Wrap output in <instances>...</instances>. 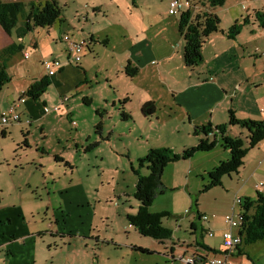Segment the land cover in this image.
I'll use <instances>...</instances> for the list:
<instances>
[{"label":"crops","instance_id":"crops-1","mask_svg":"<svg viewBox=\"0 0 264 264\" xmlns=\"http://www.w3.org/2000/svg\"><path fill=\"white\" fill-rule=\"evenodd\" d=\"M33 1L35 0H28L27 5ZM0 2L23 3L20 0H0ZM90 5V7H87L89 10L84 12L83 19L85 23L82 26L77 28L66 25V22L61 23L62 34L72 32L79 40L87 41V47L81 62L79 64L68 63L67 57L65 58V55L61 54V48L56 46L53 56L58 57L64 63L63 68L49 78V87L55 89L56 98H53L54 101L49 102L46 99V92L37 100L26 97L25 103L19 106L18 111L21 114V120H30L31 124L0 128L1 138H7V134L8 137H13V133L20 130L19 140L16 141L23 139L26 149H31L34 146L35 156L40 157L45 154V148L41 143H45L46 140V126L50 123L48 116L54 113L55 116H65L71 121L75 117L73 108L76 99L74 98L80 97H83V102L90 106L96 103L94 107L96 111L102 110L99 116L102 122L105 120V116L110 115L112 112L117 120L121 119V121L130 122L132 125L136 121L149 125L152 124L153 119L160 124L166 118L170 119L173 125L170 126L167 132H162V139H169L171 142L166 144L163 140L153 145L148 140V143L146 142L140 149L144 153H147L151 148L160 147L170 148L174 152L180 153L188 147L197 145L199 140H210L208 136L198 135L194 137L195 135L193 136L189 129L192 128L191 126L204 127L207 123L211 126L224 125L226 118L228 120V111H232L238 120L264 122V63L261 61L260 56L257 57L253 53H250L249 57L246 55L248 54L246 48L248 42L256 43L258 36H260L257 30L261 32L259 25L256 24L258 22L256 13L259 12L256 6L257 0H227L224 6L213 11L219 18L220 31L211 34L206 39L201 50L202 62L192 69H188L184 65L182 57L183 41L178 33V18L172 19L169 17V15L171 16L169 6L167 12L161 15L157 8L148 9L145 6L144 8L140 7L139 4L136 7L134 5V9L141 8L139 10L147 13V15L150 14L149 10H152L154 17H148L145 21H140L130 31L121 29V32H116L119 34L120 42L115 47H111V36L102 34L101 30L97 28V25L104 20L100 17V7L94 3ZM26 8L19 16L17 25L10 34L0 27V63L5 65L7 73L11 69L12 55L7 58L2 53L8 47L16 45L12 36L13 38L15 36L14 40L20 42L18 46L23 49L22 42L25 39L18 36V31L22 28L23 19L28 14ZM90 10L92 11L91 14L89 13ZM78 21L80 22V20ZM59 22H62V20ZM234 24L241 25L240 32L233 39H229L226 32L230 28L229 26ZM88 25L90 27L86 30ZM247 28H249L247 39L243 40ZM76 29L77 33H75ZM107 30L110 31V29L105 31ZM101 46L104 49V56L107 53L117 56L110 57L111 69L104 70L100 66ZM32 47L35 48L36 44L33 43ZM255 50H258V47L255 46ZM25 55L27 54H24L23 58ZM251 56H253L252 61ZM261 56H264V54ZM42 61H40V65ZM126 67H128V71L134 73L132 77L126 74ZM40 71L39 76L35 74L29 76L22 87L10 88L7 86L1 90L0 113L12 103L17 102L33 82L46 76L43 67ZM102 80L104 81L103 84L107 83L108 87L103 86V90L99 94L96 89ZM237 87H239V90L236 89ZM220 90L223 91V95L220 94ZM96 95H99V97ZM209 96L217 97V101H213L209 105ZM63 98L66 100L61 103ZM148 102L154 104L155 112L151 117L146 118L141 112V107ZM56 105L57 107L60 105L58 110L52 111V108ZM44 107L48 108L50 112L44 114ZM122 114L126 116L125 119L121 117ZM217 118H220L218 120L219 124L216 122ZM185 121H187L189 128L186 131H184ZM236 128L235 126L229 127L227 133L232 132L231 137H244L245 132L240 133V130ZM34 129L39 131L42 139L41 143L33 136ZM119 134L122 135V133ZM128 134H132V129L128 131ZM30 137L34 139L32 145L30 144ZM143 138L144 136L141 137V142L144 140ZM179 142L183 143L182 148L177 147ZM253 150H256V157L259 153L264 154V140ZM251 154L253 155V153ZM10 157L12 158L10 163L15 165L13 168L6 160L9 157L6 156L2 160L7 164L5 171L9 180L5 185L0 186V264H81L78 256L79 248L84 250V254L91 251L93 253L92 258H95V264H99V261L101 264L103 243H100L99 237H96L90 230L89 220L85 214L80 213L77 216L79 219L76 220L77 224L82 225V229L72 231L64 229L63 231L60 226L57 230H48L45 223L43 221L39 222L37 218L39 211V204L37 203L40 201L34 198L35 192L33 193V189L42 186L48 196L46 201H49V196L52 193L51 189H55L56 193L67 192V195L70 194L71 189H77L79 186L58 187V184L53 183L49 187L48 179L52 176L50 174L48 177L45 176L43 166L40 168L35 166L32 169L33 166L28 161L26 166L23 167L21 155L15 157L11 155ZM39 159L38 165L42 163V158ZM32 162L34 163L35 160ZM263 162L264 158L252 172V178L256 179ZM25 171L28 172V175L25 180H22L21 177ZM38 175H40V178L37 177ZM257 179H260V177H257ZM261 179L264 181V178ZM222 185H224L223 179ZM253 188H255V184ZM243 189L244 187L241 188L243 195L241 197L250 198ZM62 200L63 203L67 200L70 202V195ZM84 200L79 190L71 198V201L74 202ZM51 210L52 218L56 219V222H60L62 217L60 212L62 211L58 212L53 208ZM201 215L200 210L197 209L196 220L190 222L193 238L191 242L172 243L168 247V253L166 254L169 255L172 262L176 261L179 256L208 258L223 252L221 235L226 229L224 220L222 221L223 226L205 225L202 229L204 236L201 235L200 240H198L195 222L199 220L202 224ZM61 219L68 222L65 218ZM207 220L208 224L209 218ZM48 227L51 228L52 224L49 223ZM208 232L213 234L212 237L207 235ZM91 243H95L98 252H93L94 250L89 246L92 245ZM159 243L162 244L164 241ZM61 244L65 247V250L60 247ZM127 246L131 247V244ZM238 249L241 250V253ZM238 249L234 253L236 262L240 264H257L251 262L248 256H245L244 244ZM165 250H167L166 247ZM72 253H74L75 258L70 256ZM90 264H92V259Z\"/></svg>","mask_w":264,"mask_h":264},{"label":"rangeland","instance_id":"rangeland-1","mask_svg":"<svg viewBox=\"0 0 264 264\" xmlns=\"http://www.w3.org/2000/svg\"><path fill=\"white\" fill-rule=\"evenodd\" d=\"M20 1L26 4L25 7L28 10V0ZM46 1L48 0H38L35 3L43 6ZM56 1L61 10L62 22H56L50 27L38 28L23 37L25 39L22 42L23 49L12 54L11 69L8 71L10 82L5 84L3 88L7 86L10 88L22 87L29 76L34 74L39 76L40 69L43 67L40 65L41 60L62 61L58 57L53 56V51L56 49V46L61 48V54L65 55L66 58V44L61 40L63 34L66 33L73 40H79V38L72 32L62 34L63 29L61 28V23L66 22V25L77 28L82 26L85 23L83 19L84 12L89 10L87 7H90L91 3L97 4L100 7V17H102L101 19L104 18V20L101 21V24L97 25V28L101 30L102 34H109L111 36V47H115L120 42L119 34L116 32H121V29L130 31L140 21H145L148 17H154L152 10H149L150 14L147 15V13L139 10L141 8L134 9V5L136 7L139 4L140 7L144 8L145 6L148 9L157 8L161 15H164L168 9V0ZM256 6L257 10L264 17V0H257ZM89 13L91 14L92 11L90 10ZM169 17L179 19V15H169ZM257 21L255 23L261 29V32L257 30L260 36H258L256 43L252 41L248 42L246 46L248 54L246 55L249 57V54L253 53L257 57L260 56L261 61L264 63V56H261L264 54L262 53L264 52V27L261 26L259 20ZM89 27L90 25L86 27V30ZM106 29H110V31H105ZM248 29L244 32L243 40L247 39ZM75 33H77V29ZM14 38L12 36L15 44L19 45L20 42L15 41ZM33 43L36 44L35 48L32 47ZM255 46L258 47V50H255ZM101 47L100 66L104 70L107 68L111 69L110 57L117 56L111 55L110 53L104 56L103 46ZM24 54H27L28 57L23 58ZM252 57L251 61L253 60ZM103 82L102 80L96 89V92L99 94L103 90V86L108 87L107 83L103 84ZM220 94L223 95L222 90H220ZM56 96L55 89L49 87L46 91V99L52 102ZM96 96L99 97V95ZM208 98L209 105L213 101H217V97L209 96ZM74 99H76L73 108L75 117L71 121L65 116H55L56 114L54 113L48 116L50 123L46 126L45 143H41L42 139L39 131L37 129L33 130V136L45 148V154L40 156L42 158L40 165L37 163L40 157L35 156L34 146L31 147L32 150L26 149L23 139L16 141L19 140L20 130L13 133V137H8V134L7 138L0 137V186L5 185L9 180V177L7 178V172L5 171L7 164L2 161L3 158L6 156L7 158L9 157L6 160L9 161L12 168L15 166L10 163L12 161L11 155L14 157L21 155L23 167L26 166L28 161L31 162L32 169L35 166L36 168L43 166L45 176L48 177L49 174L52 176L48 179L49 187L53 183L58 184V187L79 186L77 189H71L70 194L67 195V192L56 193L55 189H51L52 193L49 196V201H46L48 196L45 194L46 190L42 186L33 189V193L35 192L34 198L40 201L37 203L39 204L37 218L39 222L43 221L45 223L48 230H57L58 226H60L61 230L72 231L82 229V225L77 224L76 220L79 219L77 216L80 213L85 214L89 220L90 230L96 237H99L100 243H103L100 259L101 264H184L179 259L172 262L166 253H168V247L172 243L181 244L183 241H192L190 222L196 220L195 215L197 209L200 210L202 216L209 218L210 223L207 224L208 220L202 221V224L199 220L195 222L197 225L196 237L200 240V236H204L202 229L205 225L213 226V224H216L223 226L222 221L225 218L224 215L230 214L234 196H243L241 193L242 187H244L243 191L251 199H254L256 196L257 190L255 191V188H253L254 184L261 183L262 190L264 189V181L261 179L264 178V162L260 166L257 176L260 179H257V177L256 179L252 178V172H254L264 158V154L262 153H259L256 157V150H253L254 148L249 149L242 159V166L238 174H231L230 177H222L224 185H222L221 179L220 185L207 190L204 189L206 184L209 183L208 174L220 163L225 162L229 158L228 151L223 148L221 142L217 141L211 150L196 153L188 160L170 163L164 168L161 178L162 193L156 195L149 211L155 214L162 212L169 214L168 217L162 219V224L172 231V238L161 244L150 238L143 237L134 231L126 217L128 214H135L137 210V202L133 198L137 179L134 172L137 170L141 175L148 174L145 168L138 167L137 160L147 154L144 151L141 152L140 149L148 140L153 145L163 140L166 144L167 142H171L169 139H162V132H167L173 123L170 122V119L166 118L160 124L156 123L153 119L152 124L149 125L147 123H139L138 121L132 125L130 122L121 121V119L117 120L113 112L105 116V120L102 122L99 115L96 114V112H102V110L96 111V108H94L96 103L90 106L86 102H83V97ZM218 120L220 118H217V124H219ZM99 122L101 127L99 132H97L95 127ZM224 124H228L227 118ZM217 126H211L209 123L204 125L206 129L211 130L208 135L210 140L207 139L209 143L215 140L214 134L218 136L215 130ZM191 127L189 129L188 123L185 121L184 131L189 129L190 133L193 136L195 135L194 137L198 135L205 136L199 131L198 128L200 127ZM229 127L232 128L233 126L227 127L226 135L231 137L230 134L232 132L227 133ZM235 127H237V130H240V133L244 131L245 136L248 135L245 129L239 126ZM130 129H132V134H128ZM23 132L25 133L24 130ZM119 133H122V135ZM142 136H144V140L141 142ZM245 136L241 137V139H243L244 146L247 147ZM189 139L191 140V138ZM30 140V144L32 145L34 139L30 137ZM94 144L95 146H93ZM182 146L183 143L181 142L177 144L178 148H182ZM13 151L14 153H12ZM54 157H59L60 161L56 162ZM33 160H35L34 163L32 162ZM27 175V171L23 172L21 179L23 178L22 180H25ZM37 177L40 178V175ZM78 190L85 200L81 202L71 201L74 193ZM69 195L70 202L67 200V202L63 203L62 199H65ZM50 206L58 212L62 211L60 212L61 218H65L68 222H64V219L62 220L61 218L60 222H56V219L52 218ZM236 211H238V208ZM49 223L52 224L51 228L48 227ZM126 227L127 229H125ZM91 244L89 246L94 250L93 252H98V247L95 243ZM124 244H131V247ZM60 247L62 248L63 245L61 244ZM165 247L167 250H165ZM136 248L145 249L150 253H142L137 251ZM63 249L65 250V247ZM244 252L245 256H248L251 262L257 264L264 263V242L244 245ZM92 254L91 251L84 254L82 248L78 249L81 264H90L91 259L92 264H95V258H92ZM70 256L75 258L74 253Z\"/></svg>","mask_w":264,"mask_h":264},{"label":"trees","instance_id":"trees-1","mask_svg":"<svg viewBox=\"0 0 264 264\" xmlns=\"http://www.w3.org/2000/svg\"><path fill=\"white\" fill-rule=\"evenodd\" d=\"M38 1V0H35ZM35 1L28 5V14L23 19V26L18 31V36L23 38L28 33L37 28H46L61 20V10L56 0H48L42 6ZM196 10H187L179 15L178 33L183 41L182 57L184 65L188 69L198 66L202 62V45L206 39L213 33L220 31L219 18L213 13L215 9L224 6L227 0H189ZM134 4V3H133ZM25 6L20 2L3 3L0 2V27L8 34L16 27L19 16L24 12ZM257 20L264 27V17L260 12L256 13ZM241 25L234 24L231 26L226 35L229 39H233L240 32ZM21 50L18 45L8 47L2 55L9 57L16 51ZM125 72L132 77L134 73ZM10 82V76L6 71L5 65L0 63V92L3 86ZM49 77L44 76L33 82L29 88L21 95L22 97L31 98L32 100L39 99L49 87ZM142 114L149 118L155 112L153 103H145L141 107ZM100 116V112H96ZM123 119L125 115H121ZM23 122V121H22ZM24 125V124H23ZM228 126H239L247 131L246 145L244 146L243 139L235 137L231 138L226 135ZM101 124H96V130L99 132ZM201 134L208 136L210 129L205 127L198 128ZM218 136L211 143L207 139L199 140L194 147L187 148L180 153H176L170 148H151L147 154L137 160L139 168H145L148 171L147 175H141L136 170L135 191L133 198L137 202V210L135 214H128L127 221L131 227L141 236L150 238L157 242H163L172 238V231L162 224V219L169 216L167 212L151 213L150 206L156 195L162 193V174L164 168L178 161L190 159L194 154L207 152L211 150L217 141L221 142L224 149L229 153V158L225 162L220 163L209 174V183L204 189H209L221 184V179L224 176L238 174L242 166V159L248 150L256 147L264 140V122L252 120H237L233 112L228 113V124L220 125L215 128ZM218 139V140H216ZM95 146V144L93 145ZM60 161L59 158H54ZM67 164V163H66ZM243 203L240 210L243 213L245 223L239 228L238 235L242 238V244L250 245L256 242H264V190L256 191L254 199L242 198ZM1 202V197H0ZM142 253H150L145 249L136 248ZM241 253V250L238 249ZM205 258H201L204 261Z\"/></svg>","mask_w":264,"mask_h":264},{"label":"built area","instance_id":"built-area-1","mask_svg":"<svg viewBox=\"0 0 264 264\" xmlns=\"http://www.w3.org/2000/svg\"><path fill=\"white\" fill-rule=\"evenodd\" d=\"M169 13L171 15H180L181 13L187 10H196L189 0H170L169 1ZM62 41L66 44V57L67 62L70 64H79L82 60L84 51L87 47V41L85 40H73L68 35L64 34ZM28 56L25 55V58ZM63 62L60 60H43L41 65L43 66L46 76L51 78L59 70L63 68ZM239 90V87L236 88ZM66 99L63 98L61 103ZM26 101L25 97H20V99L12 103L6 110L0 113V128H6L12 125H30L31 121L21 120V114L18 111L20 105L24 104ZM58 107H53L52 111H57ZM50 110L46 107L43 108V113L47 114ZM255 190L261 192L262 184L259 183L255 185ZM243 203V199L240 196H234L233 204L230 214H227L224 218V223L226 229L222 232V248L223 252L219 255H212L208 258H205L204 261L201 260L202 257L199 256H190L184 257L179 256L177 259L182 261L184 264H240L235 261L234 253L242 245V238L238 235L239 228L245 223L244 216L240 210V206ZM238 208V211L236 209ZM202 221H207L206 216H200ZM237 231V232H235ZM207 235L212 237V233L208 232Z\"/></svg>","mask_w":264,"mask_h":264}]
</instances>
